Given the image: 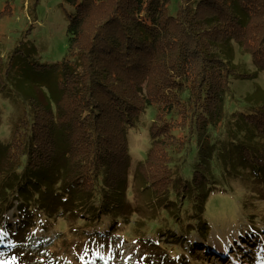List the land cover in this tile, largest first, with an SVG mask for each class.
<instances>
[{"label":"trees","instance_id":"1","mask_svg":"<svg viewBox=\"0 0 264 264\" xmlns=\"http://www.w3.org/2000/svg\"><path fill=\"white\" fill-rule=\"evenodd\" d=\"M65 1L61 61L31 60L27 40L0 56V93L23 107L0 141V257L64 225L81 264L125 233L189 261L209 194L240 177L264 186V98L232 84L264 73V0H179L174 13L170 0ZM148 107L150 146L129 174L128 132ZM258 237L239 229L234 257L251 260Z\"/></svg>","mask_w":264,"mask_h":264},{"label":"rangeland","instance_id":"2","mask_svg":"<svg viewBox=\"0 0 264 264\" xmlns=\"http://www.w3.org/2000/svg\"><path fill=\"white\" fill-rule=\"evenodd\" d=\"M178 1L170 0L169 13H174ZM72 11L65 0H0V56L6 59L19 40H27L36 48L31 60L41 64L61 61L67 52V16ZM232 84L238 94L253 89L257 91V97L264 98V73L258 72L245 83L234 80ZM22 110L21 102L9 94L0 93V141L9 140L10 130ZM143 114L128 132L129 174L145 157L150 146L148 125L154 119L155 111L148 107ZM131 190L135 191L134 188ZM136 219L138 216H133V220ZM204 221L209 227L205 243L203 236L194 235V231L188 234L199 249L189 261L175 259V264H264V245L259 250L253 248L251 260L244 254L234 257L230 248L239 229L243 228H255L261 236L258 240H264V186L240 177L230 182L226 189L214 190L206 201ZM63 226L53 227L47 233L44 228L34 234L27 245L20 244L13 254L0 257V264H81L75 260L77 256L73 258L75 246H70V242L77 243L79 239L65 234L60 239L64 238L66 242L57 239L56 229ZM148 239V234L145 240H140L125 233L124 237H115L112 247L104 254H87L83 264H171L162 254L153 252L149 247L152 242ZM164 244L171 246L169 242ZM187 245V242L180 243L179 257L185 258L183 255L190 253ZM239 252H243V248ZM80 257L83 258L84 254Z\"/></svg>","mask_w":264,"mask_h":264}]
</instances>
